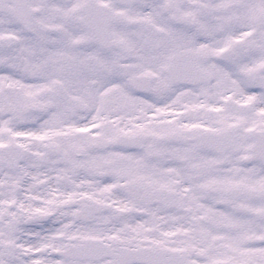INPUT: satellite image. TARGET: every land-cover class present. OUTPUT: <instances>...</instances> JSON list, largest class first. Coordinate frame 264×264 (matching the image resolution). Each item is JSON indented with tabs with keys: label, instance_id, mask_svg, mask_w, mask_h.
<instances>
[{
	"label": "snow or ice",
	"instance_id": "6c2138e0",
	"mask_svg": "<svg viewBox=\"0 0 264 264\" xmlns=\"http://www.w3.org/2000/svg\"><path fill=\"white\" fill-rule=\"evenodd\" d=\"M0 264H264V0H0Z\"/></svg>",
	"mask_w": 264,
	"mask_h": 264
}]
</instances>
